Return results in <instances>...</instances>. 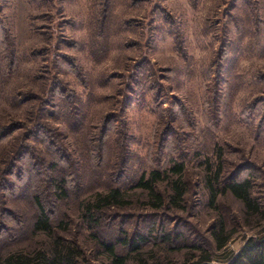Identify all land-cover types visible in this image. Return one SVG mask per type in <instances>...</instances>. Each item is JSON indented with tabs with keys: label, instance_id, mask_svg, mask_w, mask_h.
Instances as JSON below:
<instances>
[{
	"label": "rangeland",
	"instance_id": "1",
	"mask_svg": "<svg viewBox=\"0 0 264 264\" xmlns=\"http://www.w3.org/2000/svg\"><path fill=\"white\" fill-rule=\"evenodd\" d=\"M176 161L183 207L161 181L154 208L135 184ZM209 164L250 176L259 211L230 192L211 204ZM115 187L128 205L91 227L82 201ZM35 195L83 264H111L99 241L139 234L141 256L117 243L127 264H182L193 244L224 261L263 233L264 0H0V254L46 245ZM220 220L232 234L222 253Z\"/></svg>",
	"mask_w": 264,
	"mask_h": 264
},
{
	"label": "trees",
	"instance_id": "2",
	"mask_svg": "<svg viewBox=\"0 0 264 264\" xmlns=\"http://www.w3.org/2000/svg\"><path fill=\"white\" fill-rule=\"evenodd\" d=\"M209 165L208 183L211 204L217 202L221 193L230 192L245 205L248 212L259 211V206L252 194L253 183L250 176L243 178L231 176L224 179L220 166L218 169L213 170L211 164ZM184 172L185 164L176 161L164 171L154 169L148 174L143 173L135 185L136 188L147 193L148 203L158 209L165 205V198L161 192L156 190L155 186L161 181H168L171 192L168 195L167 202L181 209L187 193L183 181ZM53 184L56 196L61 199L68 198L66 178L56 179ZM34 200L39 208V215L34 223V229L45 235L48 239L46 245L40 248L0 254V264H83L84 251L82 247L75 241L56 236L51 223V216L42 204L40 197L35 195ZM129 201L128 194L125 191L117 187L111 188L106 192H98L83 200L81 215L91 227L95 228L100 225L107 210L125 207ZM211 235L216 250L221 253L226 251L232 234L223 220L216 224ZM162 236V238H159L163 243H170L171 237L167 234H162ZM99 243L111 264H127L130 256L119 254L117 243L125 245L130 252L129 255L135 253L141 256L143 255L141 253L144 252L143 247L149 243V238L146 235L139 234L133 240L130 238L120 239L119 242L100 240ZM189 247H191V253L187 255L182 264H264V232L246 238L240 248L235 252H230L224 261L216 260L215 254L200 244H193ZM172 248H175V246ZM139 264L159 263H150L148 259L140 258Z\"/></svg>",
	"mask_w": 264,
	"mask_h": 264
}]
</instances>
